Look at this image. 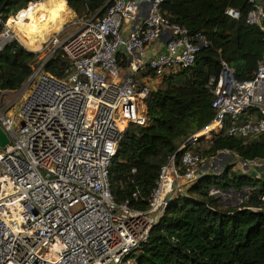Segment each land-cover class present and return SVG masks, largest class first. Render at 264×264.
I'll return each mask as SVG.
<instances>
[{"label":"built area","instance_id":"1","mask_svg":"<svg viewBox=\"0 0 264 264\" xmlns=\"http://www.w3.org/2000/svg\"><path fill=\"white\" fill-rule=\"evenodd\" d=\"M163 1L110 0L102 16L81 17L79 28L64 38L61 26L41 42L42 56L21 100L6 97L16 90H0V127L9 139L0 147V264H133L132 253L168 202L201 176L222 173L224 157L236 160L243 173L264 178V159L192 148L209 129L220 133L225 127L240 138L264 135L263 49L249 79H236L221 61L219 74L207 82L214 117L161 166L147 207L115 202L108 167L128 126L146 123L145 99L157 88L152 83L193 65L207 45L201 33L190 35L165 16ZM248 1L247 23L264 30L262 0ZM224 13L240 15L231 7ZM57 50L68 64L61 78L44 70ZM251 190L211 186L209 194L224 204L234 196L241 205Z\"/></svg>","mask_w":264,"mask_h":264},{"label":"trees","instance_id":"2","mask_svg":"<svg viewBox=\"0 0 264 264\" xmlns=\"http://www.w3.org/2000/svg\"><path fill=\"white\" fill-rule=\"evenodd\" d=\"M109 4L110 0H0V33L9 19L11 27L23 28L35 42L46 41L55 31L31 28L38 16L60 26L64 16H71L68 8L78 17L90 18L97 13L102 16ZM228 7L238 10L239 17L226 15ZM250 7L248 0L161 3L165 16L186 27L190 35L201 33L207 45L199 49L193 65L163 76L145 99L146 123L130 124L124 132L108 167L116 203L128 201L133 208H146L167 158L210 123L215 113L207 82L219 74L221 61L233 69L236 79L252 77L262 58L264 30L247 23ZM37 55L15 38L7 41L0 48V90L21 88L38 63ZM120 62L125 65L124 60ZM67 65L65 55L57 50L44 70L61 78ZM207 143L203 155L228 149L240 159H264V135L232 137L224 127L212 133ZM211 186L223 191L252 190L247 202L229 206L209 194ZM132 257L133 264H264V178L231 172L229 167L219 175L201 176L183 195L168 202Z\"/></svg>","mask_w":264,"mask_h":264},{"label":"rangeland","instance_id":"3","mask_svg":"<svg viewBox=\"0 0 264 264\" xmlns=\"http://www.w3.org/2000/svg\"><path fill=\"white\" fill-rule=\"evenodd\" d=\"M68 9L71 12V16H69V17L64 16L63 17V21L61 22V25L60 26H57L56 23L53 22V21H50V20H47V19H45L43 17H39L38 16L33 21V24L31 25V28H33V29H36V28L51 29V31H55L52 34H55L61 28V26H63L62 27V30H59V36H60V38H64L67 35V33H71L73 31H75L77 28H79L80 21L82 20V18L76 16V14L70 8H68ZM13 16H10L9 18H11ZM8 20L9 19H7V21L5 22V26L6 27L0 33V43H1V41H4L5 40L4 38H2V36L6 37V40L5 41H7L9 39H12V38H15L20 43H22L27 49H29L31 51H34V52H37V54H38L37 55V59H39V57L42 56V52L41 51H38V48H40L42 41L37 40V42H35L36 41L35 40L34 41L35 44L33 43L34 44L33 46L26 44L25 41H23V35H25L27 37H29L30 35L25 30H19V31H17V34L14 33V31H11L14 28H10L11 25L8 23ZM8 30L10 32H9V35L7 36L6 31H8ZM34 39L35 38H33V40ZM28 87L29 86L27 85V82H26L21 88L17 89L13 93H7L6 97H12L13 98V101L15 102V104H17L21 100V98L27 93ZM152 87H158L157 83H152ZM211 130L212 129L205 130V131L201 132L202 134H199L202 137H204V139L198 141L192 147L193 150L195 149V150H198L199 152H201L204 148L207 147V145H208L207 141L210 139L212 133H216V131H213L212 130V132H211ZM224 159H226V162H227L226 168L229 167V169H230L231 172L232 171L233 172H240L241 167L239 166V163L236 160L230 159L228 157H224ZM227 200L228 201L225 202L226 205H229V206H239V204H238L239 202L235 201V197L234 196L227 197Z\"/></svg>","mask_w":264,"mask_h":264},{"label":"bare ground","instance_id":"4","mask_svg":"<svg viewBox=\"0 0 264 264\" xmlns=\"http://www.w3.org/2000/svg\"><path fill=\"white\" fill-rule=\"evenodd\" d=\"M6 27V26H5ZM10 28H14L13 30H11V31H14V33H16L17 34V31H19V30H24L23 28H21V29H17V28H15V27H10ZM9 30H8V33L7 34H9ZM54 34H51V36L49 37V38H51L52 36H53ZM21 38V37H20ZM48 38V39H49ZM47 39V40H48ZM23 41H25V43L26 44H28V45H31V46H33L35 43H34V40L32 39V38H30V37H27V36H25V35H23ZM34 43V44H33Z\"/></svg>","mask_w":264,"mask_h":264},{"label":"water","instance_id":"5","mask_svg":"<svg viewBox=\"0 0 264 264\" xmlns=\"http://www.w3.org/2000/svg\"><path fill=\"white\" fill-rule=\"evenodd\" d=\"M99 13L95 15V17L98 16ZM9 139L7 134L4 132V130L0 127V147H4L8 144Z\"/></svg>","mask_w":264,"mask_h":264},{"label":"crops","instance_id":"6","mask_svg":"<svg viewBox=\"0 0 264 264\" xmlns=\"http://www.w3.org/2000/svg\"><path fill=\"white\" fill-rule=\"evenodd\" d=\"M22 44V43H21ZM160 44V43H159ZM240 172H242V170H240ZM245 173V172H244ZM247 174H250V175H252V176H254L255 174H254V172L253 171H251V170H248L247 172H246Z\"/></svg>","mask_w":264,"mask_h":264}]
</instances>
